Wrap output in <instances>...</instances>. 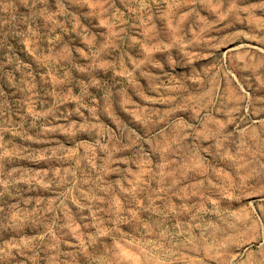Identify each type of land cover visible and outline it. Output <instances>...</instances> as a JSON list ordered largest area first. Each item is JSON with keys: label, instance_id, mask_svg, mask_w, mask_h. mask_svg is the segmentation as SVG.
I'll return each mask as SVG.
<instances>
[{"label": "clouds", "instance_id": "clouds-1", "mask_svg": "<svg viewBox=\"0 0 264 264\" xmlns=\"http://www.w3.org/2000/svg\"><path fill=\"white\" fill-rule=\"evenodd\" d=\"M0 264H264V0H0Z\"/></svg>", "mask_w": 264, "mask_h": 264}]
</instances>
